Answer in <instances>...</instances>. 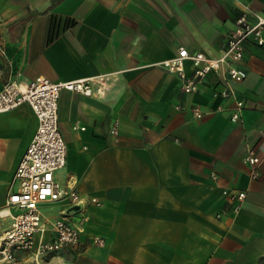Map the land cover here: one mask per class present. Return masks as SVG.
<instances>
[{
    "label": "crops",
    "instance_id": "obj_1",
    "mask_svg": "<svg viewBox=\"0 0 264 264\" xmlns=\"http://www.w3.org/2000/svg\"><path fill=\"white\" fill-rule=\"evenodd\" d=\"M243 5L264 13V0H0V89L109 78L103 96L62 90L58 99L66 163L55 179L83 202L68 214L82 222L79 244L13 264H264V44L244 43L236 122L234 99L214 95L220 74L187 94L159 64L181 47L221 55ZM36 128L26 104L0 113V209ZM68 209L41 205L50 220Z\"/></svg>",
    "mask_w": 264,
    "mask_h": 264
},
{
    "label": "built area",
    "instance_id": "obj_2",
    "mask_svg": "<svg viewBox=\"0 0 264 264\" xmlns=\"http://www.w3.org/2000/svg\"><path fill=\"white\" fill-rule=\"evenodd\" d=\"M249 39L257 45L264 44V13L254 12L243 5L221 55L212 58L200 52L189 53L181 47L174 57L159 64L180 80L181 88L187 94L198 91L209 73L220 74L223 88L214 95L234 99L230 120L236 122L240 119L243 103L236 98L233 84L246 78L245 71L237 63L242 60L244 43ZM186 62L192 66L189 75L185 71ZM108 79L98 76L54 82L37 77L27 83L8 81L1 87L0 113L26 104L36 116L37 128L14 173L16 188L8 194L5 206L0 209V220L9 221L0 233V264H13L19 254L32 255L36 262L43 255L75 248L79 244L82 222L72 223L68 214L77 212L83 202L74 186H63L55 179V173L66 163V145L58 128V99L62 90L85 96H103ZM192 115L201 119L204 113L193 107ZM116 127L117 123L114 131ZM245 161L251 165V178H256L254 168L258 159L248 155ZM244 198L243 191L229 194L232 204ZM54 202H63L69 209L50 220L42 213L41 205ZM92 203L98 202L92 199ZM104 243V239L98 236L91 240V245L96 247H102Z\"/></svg>",
    "mask_w": 264,
    "mask_h": 264
},
{
    "label": "water",
    "instance_id": "obj_3",
    "mask_svg": "<svg viewBox=\"0 0 264 264\" xmlns=\"http://www.w3.org/2000/svg\"><path fill=\"white\" fill-rule=\"evenodd\" d=\"M1 264H12V263H1Z\"/></svg>",
    "mask_w": 264,
    "mask_h": 264
}]
</instances>
